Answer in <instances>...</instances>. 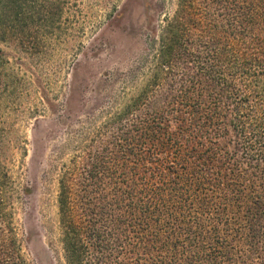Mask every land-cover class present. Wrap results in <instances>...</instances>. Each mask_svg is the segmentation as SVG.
Instances as JSON below:
<instances>
[{
	"label": "trees",
	"instance_id": "obj_1",
	"mask_svg": "<svg viewBox=\"0 0 264 264\" xmlns=\"http://www.w3.org/2000/svg\"><path fill=\"white\" fill-rule=\"evenodd\" d=\"M26 3L0 0V40L23 41ZM176 6L139 92L63 164L62 264H264V0ZM8 187L0 159V264H27Z\"/></svg>",
	"mask_w": 264,
	"mask_h": 264
},
{
	"label": "rangeland",
	"instance_id": "obj_2",
	"mask_svg": "<svg viewBox=\"0 0 264 264\" xmlns=\"http://www.w3.org/2000/svg\"><path fill=\"white\" fill-rule=\"evenodd\" d=\"M177 0H27L26 36L0 40L6 63L0 159L27 264H62L57 196L79 133L139 92ZM49 12V14L46 12Z\"/></svg>",
	"mask_w": 264,
	"mask_h": 264
}]
</instances>
